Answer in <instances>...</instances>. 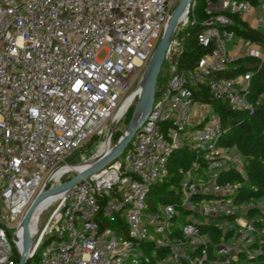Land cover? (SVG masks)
I'll return each instance as SVG.
<instances>
[{
    "label": "built area",
    "instance_id": "1",
    "mask_svg": "<svg viewBox=\"0 0 264 264\" xmlns=\"http://www.w3.org/2000/svg\"><path fill=\"white\" fill-rule=\"evenodd\" d=\"M220 2L221 11L241 18L254 8L245 0ZM174 3L0 0V264H19L21 221L35 198L88 168L73 169L82 164L68 162L75 152L100 138L113 147ZM258 8L254 28L264 34V0ZM233 23L220 13L204 22L198 43L209 53L193 68L174 65L123 161L42 201L30 223L28 264H264V198L238 199L246 185L243 155L221 145L222 117L206 109L194 118L200 86L230 110L254 108L247 98L251 73L221 76L239 58L228 49ZM181 50L172 39L166 59ZM247 56L264 62V53L251 47ZM182 147L194 160L179 170L177 200L147 214L152 186L166 181L168 159ZM231 169L243 180L222 181ZM204 224L221 233L219 240L202 232Z\"/></svg>",
    "mask_w": 264,
    "mask_h": 264
},
{
    "label": "trees",
    "instance_id": "2",
    "mask_svg": "<svg viewBox=\"0 0 264 264\" xmlns=\"http://www.w3.org/2000/svg\"><path fill=\"white\" fill-rule=\"evenodd\" d=\"M193 1L195 3L194 7L188 13L190 22L180 33L182 37V50L177 58V69L193 68L197 61L210 51V49L203 48L199 45L197 35L205 28L204 22L211 15V13L207 14L206 12L207 4H219L220 0ZM245 1L250 2L254 8L258 7L260 2V0ZM219 13L229 15L233 19L234 23L228 29L233 31L235 35L249 40L255 45H264V34L261 31L255 30L254 27L249 25L239 15L230 14L229 12L221 10L214 12V14ZM246 73H251L247 98L253 103L254 108L252 112L233 111L228 108L226 103L212 101L206 86L196 87L194 90L195 102L199 101L204 104L213 105L214 111L222 117L223 127L226 132L220 140L221 145L227 147L235 146L243 155L246 185L240 192V196L238 197L240 200L248 199L252 196L264 198V102L261 103L259 100L260 97H264V62L260 64L259 60L245 55L244 57L238 58L236 62L229 66L228 71L221 75L227 79H236ZM165 83L166 81L163 84L159 82L156 84V94L163 88ZM114 134L112 136L113 141L118 138ZM193 160V154L186 147L173 151L168 159L169 175L166 181L152 186L146 202L150 195L153 194H160L158 199L160 203L175 202L177 195L174 193V188L165 191V187L167 184L178 186L181 179L179 170L190 166ZM221 180L232 182L235 180H243V178L236 169H231L226 175L222 176ZM150 207L148 206L149 209ZM250 214L253 215L252 212ZM122 223L119 220L116 225H122ZM104 224L106 223L102 222V226ZM122 229L125 234L124 226H122ZM201 230L202 232L208 233L214 242L219 240L221 236L220 232L214 231L205 224L201 227ZM260 261L264 262V257Z\"/></svg>",
    "mask_w": 264,
    "mask_h": 264
},
{
    "label": "water",
    "instance_id": "3",
    "mask_svg": "<svg viewBox=\"0 0 264 264\" xmlns=\"http://www.w3.org/2000/svg\"><path fill=\"white\" fill-rule=\"evenodd\" d=\"M193 0H179L177 7L171 13L168 18L166 27L162 32V38L156 45L153 55L151 56L148 64L146 65L144 75L141 79L142 91L136 100L135 109L131 115L130 122L125 131L119 136V139L115 142L113 147L109 150L108 154L100 155L95 160L89 162L88 168L83 170V173L75 175L69 179L66 183L54 187L51 190L41 192L31 204L32 206L27 210L22 219V241L23 248L20 253L19 264H28L29 257L28 252L30 249V223L35 210L39 204L51 197L54 194H58L67 190L69 186L83 181L84 178L92 175L93 173L100 171V168L111 164L117 157L123 154V151L127 148L131 142L133 135L146 121V118L153 106V101L156 94V84L158 77L161 73L162 65L166 59V51L171 44L173 34L175 33L178 24L181 22V18L189 12V8Z\"/></svg>",
    "mask_w": 264,
    "mask_h": 264
},
{
    "label": "rangeland",
    "instance_id": "4",
    "mask_svg": "<svg viewBox=\"0 0 264 264\" xmlns=\"http://www.w3.org/2000/svg\"><path fill=\"white\" fill-rule=\"evenodd\" d=\"M178 2H179V0H175V3H174L175 7L170 12V15L174 11V9L177 7ZM220 8H221V4L209 3V4H207L206 12H207V14L211 13L210 16H212V15H214V12L219 11ZM182 29H183L182 24H178V27H177L175 33L173 34V36H174L173 39L176 40L177 42L178 41L181 42V44H182V37L180 36V33H181ZM234 41H235L234 44L229 45L230 49H231L232 46H235V44L237 45V43L242 41V48H241V50H240L241 52L239 54L240 57H244L245 55H247L248 54V50H249L250 47L253 50H258V51L264 53V46L255 45V44L251 43L249 40L243 39V38L239 37L238 35H235ZM97 55H98L97 58L99 60H103L107 56L106 52H104V51H100ZM177 60H178L177 57L171 56V57H169L168 59H166L164 61L163 65H162V68H161V73H160L159 78L157 80V83L159 82L160 84H163V82L167 81L174 74V71H173L172 68L174 67L175 64H177ZM143 75H142V77H143ZM259 100H260L261 103L264 102V97L263 96L260 97ZM135 106H136V102L131 107V109L129 110L130 112L126 114V116L123 119V121L120 122L117 125V127L115 128V131H114L115 134L114 133L113 134L116 135L115 137H118V138H116V140L113 141L114 142L113 145L119 139V136L127 128L128 124L130 122L131 115H132V113H133V111L135 109ZM194 109L196 111H199V112H204L206 109H213V105L203 104V103H201L199 101H196V103L194 105ZM128 118H129V122H128ZM102 139L103 138H100L96 143L87 144L86 146L83 147V149L81 151L75 152L74 157L70 158L68 160V162H70L71 164H77L79 162H87L89 159H91L93 156H95L96 152L98 151V149L100 147L99 143L102 141ZM117 159L120 160V161H123V155H120L119 157H117ZM171 188H174V193H178L179 185L175 186L174 184H167L166 187H165V191H168ZM159 197H160V194L150 195V197H149V199L147 201L148 202V206L149 207L150 206L155 207L156 205H158L160 203V201L158 200ZM152 207H150V209H148L147 214H149L151 212ZM46 218H47V213L44 214L41 217V219H40L41 222L39 223V227H42L44 225V223L46 222L45 221ZM254 219L259 220L260 216L254 214ZM117 227H118V225H116L115 223L111 224V228L117 230Z\"/></svg>",
    "mask_w": 264,
    "mask_h": 264
},
{
    "label": "crops",
    "instance_id": "5",
    "mask_svg": "<svg viewBox=\"0 0 264 264\" xmlns=\"http://www.w3.org/2000/svg\"><path fill=\"white\" fill-rule=\"evenodd\" d=\"M221 1V0H220ZM219 1V2H220ZM219 4H221V2L219 3ZM260 8H258V7H255V8H253L252 10H251V12L248 14V15H246V16H243V19H245V21L249 24V25H251L252 27H255V20H256V17H257V15L260 13ZM235 43V41L233 40V41H231L229 44H228V49H229V51H231V52H233V53H236L237 55H238V57L240 58V56H239V54H240V50H241V48H242V41L241 42H239V43H237V45L235 44V46H232L231 47V49L229 48V45H232V44H234ZM205 112V111H204ZM204 112H199V111H196L195 109H194V118L196 119V121L197 120H199L200 119V117L202 116V114L204 113ZM199 117V118H198Z\"/></svg>",
    "mask_w": 264,
    "mask_h": 264
},
{
    "label": "bare ground",
    "instance_id": "6",
    "mask_svg": "<svg viewBox=\"0 0 264 264\" xmlns=\"http://www.w3.org/2000/svg\"><path fill=\"white\" fill-rule=\"evenodd\" d=\"M185 17H186V15H184L182 18H181V22L180 23H182V22H184L185 20ZM179 23V24H180ZM99 149H98V151L96 152V154H95V156H93L91 159H89L88 161H91V160H93V159H95L97 156H99V153L100 154H102V155H105V154H108V152H109V150L107 149V144H101V143H99ZM87 161V162H88ZM85 162H82V164H80V165H76L75 166V168H73V169H77V170H82L84 167H86V166H88L90 163H87V164H84ZM55 198V196H52L48 201H51L52 199H54ZM47 201V202H48ZM42 207H43V202H41L40 204H39V206L37 207V209L35 210V213L33 214V219L35 218V215L42 209Z\"/></svg>",
    "mask_w": 264,
    "mask_h": 264
}]
</instances>
